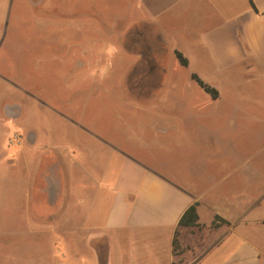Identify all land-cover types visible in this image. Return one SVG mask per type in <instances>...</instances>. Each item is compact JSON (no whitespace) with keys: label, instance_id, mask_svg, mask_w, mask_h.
I'll list each match as a JSON object with an SVG mask.
<instances>
[{"label":"crops","instance_id":"1","mask_svg":"<svg viewBox=\"0 0 264 264\" xmlns=\"http://www.w3.org/2000/svg\"><path fill=\"white\" fill-rule=\"evenodd\" d=\"M132 6V26L143 42L141 62L151 69L154 58L161 60L146 53L175 56L178 50L187 66L211 70L213 81L192 72L214 85V99L227 92L231 107L208 112L184 104L188 95L138 96L135 104L145 116L139 130L150 131V143L137 139L141 150L132 151L101 138L102 168L87 178L93 198L86 220H71L60 207L65 251L57 264H85L79 243L91 252L89 264H179V257H188L185 264H262L264 244L253 230L264 227V171L253 156V136L241 153L237 141L222 135L208 147L213 131L223 128L208 127L206 118L224 116L232 131L264 133V0H134ZM81 156L69 161L84 165ZM59 172L52 183L45 163L44 198L73 192L63 187ZM194 202L202 227L180 230L183 250L174 256L178 219ZM215 215L229 224L210 228Z\"/></svg>","mask_w":264,"mask_h":264},{"label":"rangeland","instance_id":"2","mask_svg":"<svg viewBox=\"0 0 264 264\" xmlns=\"http://www.w3.org/2000/svg\"><path fill=\"white\" fill-rule=\"evenodd\" d=\"M132 2L0 0V264L59 262L65 251L60 207L63 216L86 220L93 198L88 187L93 181L87 178L102 168L101 138L132 151L141 150L137 139L150 143V131L139 130L145 116L135 104L138 96L183 94L190 98L184 104L196 103L208 112L230 109L227 92L211 98L190 74L213 81L211 70L183 66L161 50L145 54L161 60L154 58L153 68L141 62L143 42L132 26ZM226 119L207 116L208 127L223 128L213 131L208 147L222 135L237 141L241 153L253 136V156L264 171V133L232 131ZM78 154L84 173L69 161ZM45 163L52 183L60 169L63 187L73 192L44 198ZM253 232L264 244V227ZM76 248L89 264L91 252L81 243Z\"/></svg>","mask_w":264,"mask_h":264},{"label":"trees","instance_id":"3","mask_svg":"<svg viewBox=\"0 0 264 264\" xmlns=\"http://www.w3.org/2000/svg\"><path fill=\"white\" fill-rule=\"evenodd\" d=\"M176 58L179 63L183 66H187L188 61L187 58L178 50L174 51ZM191 77L203 88V90L209 93L213 98L217 97L218 92L215 87L209 85L205 81H203L196 73L192 72ZM197 203L194 202L190 204L180 215L177 227L174 232L173 242H172V252L174 256H178L182 253V246L179 241L180 230L183 228L194 229L201 228L202 225L198 222V214L196 210ZM229 221L220 217L219 215H215L211 221L210 228H216L221 225H228ZM175 264V262H172Z\"/></svg>","mask_w":264,"mask_h":264}]
</instances>
